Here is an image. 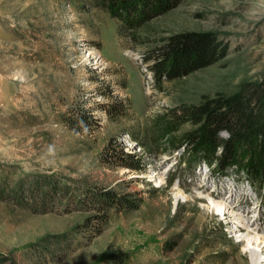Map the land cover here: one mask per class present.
Listing matches in <instances>:
<instances>
[{
    "label": "rangeland",
    "instance_id": "374dc122",
    "mask_svg": "<svg viewBox=\"0 0 264 264\" xmlns=\"http://www.w3.org/2000/svg\"><path fill=\"white\" fill-rule=\"evenodd\" d=\"M142 18L0 0V264H264V182L174 148L190 122L165 133L206 95L264 93V0H178ZM183 32L212 34L223 55L159 82L153 55ZM96 189L128 202L100 212L82 202Z\"/></svg>",
    "mask_w": 264,
    "mask_h": 264
},
{
    "label": "trees",
    "instance_id": "16d2710c",
    "mask_svg": "<svg viewBox=\"0 0 264 264\" xmlns=\"http://www.w3.org/2000/svg\"><path fill=\"white\" fill-rule=\"evenodd\" d=\"M99 1L112 15L126 21L131 27H137L140 24L138 19H143V16L144 19H149L163 14L178 0ZM222 55L221 46L212 34L183 32L170 36L156 49L153 55L156 59L153 68L160 82L164 77L177 78L213 64ZM77 117L85 122L91 120L90 114L86 112H82ZM173 120L165 127L166 134L171 135L173 129L182 122L193 124V128L186 133L171 136L170 141L174 148L181 144L189 145L196 152L198 161L205 164L200 152L209 160L216 155V159L221 158L220 161L227 166L226 168L239 169L237 171L245 175L247 172L251 181L264 182V93L262 91L250 88L231 93L218 92L214 95H206L199 103L181 106ZM223 132L228 134L227 138L221 137ZM119 152L124 157H132V159L135 157L123 149ZM220 155L221 157H218ZM133 162L132 168H141V164L138 163L139 158L133 159ZM48 184L51 185V190L43 191L46 197L55 190L54 185H56L50 182ZM35 190L32 191L34 195L37 193V191L34 193ZM87 194L82 202H92L100 212L105 213L110 208L128 202L123 195L110 190L96 189ZM107 218V214L95 215L97 225L107 221Z\"/></svg>",
    "mask_w": 264,
    "mask_h": 264
},
{
    "label": "bare ground",
    "instance_id": "6f19581e",
    "mask_svg": "<svg viewBox=\"0 0 264 264\" xmlns=\"http://www.w3.org/2000/svg\"><path fill=\"white\" fill-rule=\"evenodd\" d=\"M213 208H214V210H216V209L218 210V209H219V205H214ZM263 239H264V238H263Z\"/></svg>",
    "mask_w": 264,
    "mask_h": 264
}]
</instances>
